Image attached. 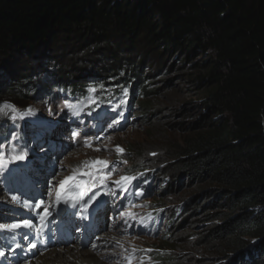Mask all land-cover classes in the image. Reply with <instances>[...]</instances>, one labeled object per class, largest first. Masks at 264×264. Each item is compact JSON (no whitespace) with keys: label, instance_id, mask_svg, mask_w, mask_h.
Returning <instances> with one entry per match:
<instances>
[{"label":"trees","instance_id":"trees-1","mask_svg":"<svg viewBox=\"0 0 264 264\" xmlns=\"http://www.w3.org/2000/svg\"><path fill=\"white\" fill-rule=\"evenodd\" d=\"M44 96L93 123L122 98L145 125L114 161L169 179L155 206L182 204L164 236L182 249L157 264H264V0H0V102Z\"/></svg>","mask_w":264,"mask_h":264},{"label":"rangeland","instance_id":"rangeland-1","mask_svg":"<svg viewBox=\"0 0 264 264\" xmlns=\"http://www.w3.org/2000/svg\"><path fill=\"white\" fill-rule=\"evenodd\" d=\"M101 64H103V62ZM57 67L58 66L54 64L53 69ZM33 78H36L37 80H40V82H43L44 86L52 84L51 80H53L52 76L51 78H49L48 73L44 75V70L35 75ZM164 78L167 80L166 82H170V85L172 86H178L181 82L179 81L180 79L178 76L174 77L169 72H166V74H164ZM172 86H169V88H171ZM174 86L172 89L176 88ZM65 100V96L59 98H56V96H53L52 98H46L44 96L41 100L39 98L38 100L32 103H28L25 106H20L21 108L17 107L16 104L12 105L6 100L1 101L0 133L4 134L7 139L3 143V145L0 144V162H6L8 163V166L15 165L18 160L15 159V157L20 156L19 154L21 151V146L16 142V134H18L21 128L18 125V121H20L21 118L25 119L27 117H33L34 119L39 120L41 123L48 124L49 126L53 127L52 132H54L58 127L71 126L73 124V121H75V126L73 127L75 129L71 131V134L70 130H68V132H66L64 136L59 139L58 144L56 143L57 148L50 152L48 151V147L46 146V144L38 147L36 145H32L31 139L26 141V147H30V149H32V151L30 150L26 153L27 157L34 155V153H44V155L41 156L42 159L38 161V171L35 170V177L39 178L40 180L37 183L38 187L44 190L46 186L50 185V183L52 184V182L49 181L48 178L50 174L54 173V171L56 170L58 173L57 177L65 175L67 171L65 166L69 164V160L72 162L79 161V164L81 162L83 163L82 167L79 168L80 172L71 173L69 177L73 176L76 173H79V175L82 177H85L87 175L84 178V183L87 187L103 186L105 183V179L107 178V174L109 175V182L114 183V176H122V172H115L120 168V166L114 163L113 160L115 158H118L121 154H123L126 158V155L129 154L127 152V146L129 144L137 142L141 143L142 141L146 142L147 129H145V125L143 126L139 124L138 121L130 120L129 122H127L124 129H116L111 128L110 126L112 125V123L108 122L107 126L110 128H107L103 133H101L100 131L95 132L92 125L87 124L88 127H84V125L82 124L84 118L83 115H79V118H74L70 115L69 107H72L73 109L76 104L70 105ZM121 102L122 98L115 101L116 105H120ZM18 109L23 110L18 112ZM124 116L125 112H123V115L119 120L120 122L124 121ZM162 121L163 123H165L164 119ZM73 133H76V135L73 136ZM118 147L122 149V151H118ZM89 156H95L94 161H106L107 164H90L91 159L89 158L90 161H88L87 159ZM33 161L34 159H31L32 164ZM121 162L123 163L124 160H122ZM32 172V169L28 168L27 173L32 174ZM0 190H4V185H2L1 183ZM136 192L138 193L139 189L136 190ZM50 199L52 198L47 197L46 202H49ZM146 202L149 201L147 200ZM3 204H7V202L0 201V208ZM142 206L143 202L141 201L138 207V211L146 209ZM2 211L9 214L4 210ZM110 215V213H106L104 215L103 231H108L109 229L118 230L120 239L116 240L114 238L115 240H113L111 237V241L108 237H103L98 240V242H100V246L96 249V255H99L98 257H100V260L102 262H106L109 264H144L149 256L155 255V250H160L163 254H165V252H168V254H172L174 250L180 251L182 249L180 248V246H174L173 244L165 242L166 239L164 238V236L166 235V232L159 234L156 239L137 233L128 235L127 232L121 228V222L119 220H116L113 225L109 224ZM171 224L172 223H169V225ZM92 244L93 241L89 243H83L81 247L89 250ZM60 248L61 247L57 248V251H59ZM104 248L107 250H105ZM98 252L100 253L97 254ZM101 252H103L104 254ZM110 252L111 257H109V259H105V255ZM125 254L133 256L132 262H125ZM35 259H33L32 261H34Z\"/></svg>","mask_w":264,"mask_h":264},{"label":"clouds","instance_id":"clouds-1","mask_svg":"<svg viewBox=\"0 0 264 264\" xmlns=\"http://www.w3.org/2000/svg\"><path fill=\"white\" fill-rule=\"evenodd\" d=\"M116 120L120 122L118 118ZM129 120L130 119H128L126 122L123 121L122 123L124 124L122 126H120V124L112 123L111 128L124 129ZM107 123L108 122L98 123L96 124V126H93L95 132L100 131L101 133H103L104 131H106L107 128H110L107 126ZM123 160L125 162L124 155ZM127 167L128 165H122L117 171H115H121L122 176L115 175L114 183L109 182V175L107 174L104 185L99 187L100 195L97 196V200L100 201V209H97L95 213L90 212L92 214L91 221L93 225H96L97 215H99L104 222V215L106 213H110V218H112L113 221L112 223L109 222V224L113 225L116 220H119L121 222V228L124 229L128 235L137 233L156 239L159 234L163 232L168 233L165 229L170 226L169 223L173 222L169 221L168 218L172 214L171 212L174 203L173 205H167V207H163L162 205H156V207L155 203H153V201H151L149 198L153 195L154 192H161L162 189L165 188L167 184H169V179H167L165 176H160V174L155 173V171L151 169L128 171L126 169ZM122 177H134L135 179L122 180ZM138 189V193L142 194H138L136 192V190ZM147 200L149 202H146ZM141 201L143 202L142 207L146 209L138 211V207ZM178 202H175V204L178 205L173 208L175 217L178 215V213H175L177 207L182 210V204ZM161 209H164L165 211L168 210L166 213L167 215L164 216L160 212ZM82 244L83 243L81 242V245ZM125 255V262H132L133 256L129 254ZM164 256L166 255L163 254L160 250H155V255L149 256L144 264H157V259L160 260Z\"/></svg>","mask_w":264,"mask_h":264},{"label":"bare ground","instance_id":"bare-ground-1","mask_svg":"<svg viewBox=\"0 0 264 264\" xmlns=\"http://www.w3.org/2000/svg\"><path fill=\"white\" fill-rule=\"evenodd\" d=\"M89 158L91 159V161L89 160ZM87 159L88 161H90V164H91V162H94L95 156L93 157L89 156ZM82 164H83L82 162L79 164V161L72 162L69 160V164L65 166V168L67 169L65 175H61L57 177L58 175L57 170L54 171V173H51L48 180L51 181L52 184L50 186H47L46 189H44V194L41 198L43 203L46 202L45 201L46 194L48 198L52 196L55 200L57 190L59 189L61 182L65 181L66 178H68L71 173L80 172L79 168L82 167ZM0 200H4L10 205L15 204L16 207L21 209L18 203L12 201L7 196V193H5L4 191H0ZM20 220L22 219L19 218L18 215L10 216L9 214L5 213L4 215L0 216V224H4V225L16 223V222H19ZM103 224H104L103 219L99 215H97L96 229L94 230L93 233L86 234V236L88 237V243L93 241V244L89 250H86L84 249V247H81V239H82L81 235L79 232H74L71 239H65V240L60 239L58 242L50 246H47L46 248L36 247L35 248L36 253L32 255L31 257L27 258L24 262L20 264H109L106 262H102L100 260V257H98L99 255L98 256L96 255V249L100 246V242H98V240L103 237H108L112 241V239L113 240L120 239V236L118 235V232H119L118 230L109 229L108 230L109 232L103 231L104 230ZM9 231H11V229H0V236L4 235L5 233ZM86 241L87 240L85 239V242ZM59 247L61 248L59 249V251H57V248ZM111 252L105 255V259H109V257H111ZM99 253L100 252H98L97 254ZM33 259L35 260L32 261ZM8 264H16V263L8 261Z\"/></svg>","mask_w":264,"mask_h":264},{"label":"snow or ice","instance_id":"snow-or-ice-1","mask_svg":"<svg viewBox=\"0 0 264 264\" xmlns=\"http://www.w3.org/2000/svg\"><path fill=\"white\" fill-rule=\"evenodd\" d=\"M14 119V117H13ZM115 123H118V121H116ZM111 127V126H110ZM76 133H73V136H75ZM118 151H122V149H120L119 147L117 148ZM15 159H24L23 156H19V157H15ZM93 165H102V164H107L106 161H101V160H96L94 162H91ZM73 179V177H68L66 178L65 181H62L60 184V188L57 190V194H56V199L59 202L61 200V193L65 192V194L69 197H72L74 194L71 192H67L65 186L68 184L69 181H71ZM122 180H126V179H135L133 178H128V177H122ZM138 194H142V193H138ZM100 194L97 193L95 196L92 197V199L89 201V204H92L94 201H97V196H99ZM43 201H35L36 204V208L37 210L41 207ZM28 211H31V208L29 207ZM51 215L50 211L48 208H44L43 212L40 214L39 219L43 220L45 219L47 216ZM34 223L33 220H29V219H22L19 222L16 223H12V224H8V225H4V224H0V229H20L22 227H26V228H30L31 225ZM24 239H28V237L25 235ZM35 244H29L28 247L32 248L35 247ZM2 254V253H0Z\"/></svg>","mask_w":264,"mask_h":264},{"label":"water","instance_id":"water-1","mask_svg":"<svg viewBox=\"0 0 264 264\" xmlns=\"http://www.w3.org/2000/svg\"><path fill=\"white\" fill-rule=\"evenodd\" d=\"M263 126H264V120H263Z\"/></svg>","mask_w":264,"mask_h":264}]
</instances>
